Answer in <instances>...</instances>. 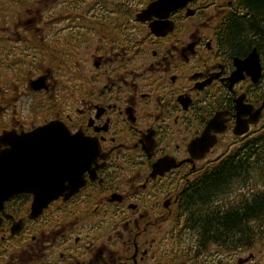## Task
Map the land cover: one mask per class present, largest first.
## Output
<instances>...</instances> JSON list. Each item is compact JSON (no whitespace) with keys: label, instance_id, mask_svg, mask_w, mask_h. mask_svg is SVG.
I'll return each instance as SVG.
<instances>
[{"label":"flooded vegetation","instance_id":"obj_1","mask_svg":"<svg viewBox=\"0 0 264 264\" xmlns=\"http://www.w3.org/2000/svg\"><path fill=\"white\" fill-rule=\"evenodd\" d=\"M151 1L0 0V264H264V23Z\"/></svg>","mask_w":264,"mask_h":264},{"label":"trees","instance_id":"obj_2","mask_svg":"<svg viewBox=\"0 0 264 264\" xmlns=\"http://www.w3.org/2000/svg\"><path fill=\"white\" fill-rule=\"evenodd\" d=\"M246 7H251V13H253L252 17L255 18L256 24L261 26V23H264V0H250L248 4H246L245 0H240V8L245 9ZM237 18L235 19L236 27L234 29H229L232 37L234 35L235 41H243L245 37V22L243 20V15L241 16H236ZM260 31L259 28H253L251 29V32L255 31ZM230 36V34H229ZM233 40V39H232ZM245 149V145H237L234 147V151H243ZM257 151L259 150L258 148L256 149ZM237 161L241 159H236ZM229 161V158H224L221 163H219V167L226 166ZM239 217L237 215L231 216V214H225L222 217L219 218V223L213 222L207 224L208 227V232H223L221 238L229 236L230 230L238 229L240 226H242L243 223H240L241 220L238 219Z\"/></svg>","mask_w":264,"mask_h":264},{"label":"water","instance_id":"obj_3","mask_svg":"<svg viewBox=\"0 0 264 264\" xmlns=\"http://www.w3.org/2000/svg\"><path fill=\"white\" fill-rule=\"evenodd\" d=\"M188 0H153L151 1L147 7L142 10V12H140L138 14V18L140 19H144V18H147V16L150 14V13H156L157 11H169V10H172L174 8H177V7H180L182 6L185 2H187ZM255 60H257V57H256V51L255 49L252 50V52L249 54V56L243 60H236V65L238 66V68L236 69V71L233 73L232 75V80H237L238 78V74L242 72V70H244L248 64H253L254 62H256ZM237 77V78H236ZM262 106H264V102L262 103ZM213 124V120H211L208 124V128L210 126H212ZM245 131V129L243 130ZM243 131H240V133H242ZM239 133V134H240ZM48 134V133H47ZM56 134V133H54ZM59 135H62L61 133L58 132ZM196 141V142H195ZM195 144L198 143V140H195ZM201 141L205 142L206 141V138L205 136L202 137V139L200 138L199 139V143H201ZM194 147V146H193ZM13 161V160H12ZM14 161H17V160H14ZM18 190V189H17ZM55 193L57 192L54 191ZM9 194V193H8ZM43 205H40L39 203H37L35 200H34V203L32 205V214L33 213H37V212H40V210L42 209Z\"/></svg>","mask_w":264,"mask_h":264},{"label":"bare ground","instance_id":"obj_4","mask_svg":"<svg viewBox=\"0 0 264 264\" xmlns=\"http://www.w3.org/2000/svg\"><path fill=\"white\" fill-rule=\"evenodd\" d=\"M207 129H208V128H207ZM195 142H196V141H195ZM195 142H193L192 145H191V149H192V150H193V148L195 149V148L197 147V144L199 143V142H198L197 144H195ZM193 146H194V147H193Z\"/></svg>","mask_w":264,"mask_h":264}]
</instances>
